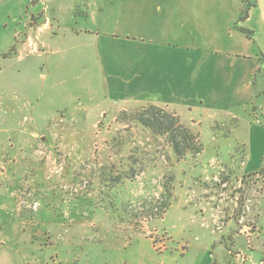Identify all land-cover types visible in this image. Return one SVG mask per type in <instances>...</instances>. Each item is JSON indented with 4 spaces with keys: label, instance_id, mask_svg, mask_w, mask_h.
I'll return each instance as SVG.
<instances>
[{
    "label": "rangeland",
    "instance_id": "374dc122",
    "mask_svg": "<svg viewBox=\"0 0 264 264\" xmlns=\"http://www.w3.org/2000/svg\"><path fill=\"white\" fill-rule=\"evenodd\" d=\"M73 2L47 1L48 18L59 8V29L42 33L38 53L19 57L15 43L2 55L22 15L9 23L0 13V264H264V0H249L237 27L240 0H212L203 7L210 19L196 26L210 50L247 62L216 57L200 66L190 48L184 69L152 65L171 87L146 100L176 107L180 117L162 108L202 147L181 161L163 138L119 122L150 105L106 96L116 86L141 92L128 87L130 70L116 73L130 66L131 48L107 54L104 41L90 45L97 23H74ZM247 68L253 91L222 90ZM215 70L226 75L211 93L201 75Z\"/></svg>",
    "mask_w": 264,
    "mask_h": 264
},
{
    "label": "crops",
    "instance_id": "0c3cea01",
    "mask_svg": "<svg viewBox=\"0 0 264 264\" xmlns=\"http://www.w3.org/2000/svg\"><path fill=\"white\" fill-rule=\"evenodd\" d=\"M47 1L0 0V13L4 12L3 19L13 23L15 15L23 16V19L22 16L19 18L18 23L16 21V25L21 30L16 31L14 29L15 32L12 35L13 45L14 43L18 45L19 49L16 52L17 57L21 53H38L39 48H42L40 43L42 33L49 31L56 35L53 31L57 32L59 29L57 18L59 8L51 11V15L54 18H48L45 13ZM209 3H212V0H83L81 3L80 0L79 2L76 0V2L71 3L69 8L74 23L81 20L82 22L87 20L90 23L96 21L97 30L100 34L94 36V41L89 42L90 45L99 46L101 41H104L103 43L108 48L107 54L118 49L117 46L120 45L131 48L127 57L123 58L127 62L130 61L131 68L130 66L128 68L124 66L116 67V73L129 72L130 70L131 86L128 87L138 89L141 92L131 91L130 94L126 92L122 94L118 91L116 92V90L120 89L119 86H116L113 90L114 92H108L106 96L132 98L134 101L151 104L154 102H149L150 100H146L145 96H155V89H161L163 92L165 87L168 86V89L171 87V83L168 80L170 78L155 74L152 65L156 63H167L173 65L174 69H184L188 58L186 50L190 48H196V55H199V63H197L200 66L207 58H224L227 61L235 59L236 62L249 60L244 56L241 57L240 54L230 58L227 54L210 50L212 49V41L198 40L200 35L197 36L196 31L198 30H196V26H199L203 17L206 18V21L210 19L211 10L207 12L203 9ZM53 6L55 7V5ZM80 6H83L82 16L79 13ZM4 26L8 27L6 23ZM71 32L74 35L73 30ZM193 32H195V35H193ZM75 34L78 37L81 36V30L79 32L75 31ZM213 35L214 33L210 35V39H213ZM89 38L91 39V36ZM214 38L216 39L217 36L214 35ZM203 48H207V50L204 51L202 50ZM107 54L100 58V64H104L108 57ZM162 54L167 56L163 58ZM172 54L175 55L170 56ZM111 59L114 60V56H111ZM218 73L219 71L215 70L207 75H201L204 84L211 87V93H217L215 87L221 82L220 75H226ZM176 79L178 81L177 85L181 77L177 75ZM182 79L184 80L185 76H182ZM250 79V68H247L246 72L244 70L239 71V73L233 72L226 80L222 79V90L253 91L254 84ZM151 105L161 108L167 107V110L177 111L176 107L172 109L173 107L166 103L158 102ZM176 114L180 117L178 111Z\"/></svg>",
    "mask_w": 264,
    "mask_h": 264
},
{
    "label": "trees",
    "instance_id": "16d2710c",
    "mask_svg": "<svg viewBox=\"0 0 264 264\" xmlns=\"http://www.w3.org/2000/svg\"><path fill=\"white\" fill-rule=\"evenodd\" d=\"M240 2L241 5L235 27L248 19L249 9L253 7L249 0H240ZM238 29L246 36H249L243 29ZM15 52L16 46L14 44L8 54H3L2 56H10V54ZM119 122H133L147 130L152 136L163 138L178 161L183 160L186 156L195 157L202 151L198 135L182 125L176 114L169 113L163 108L150 104L129 114L121 113ZM167 207L168 204L164 203L161 208L165 210Z\"/></svg>",
    "mask_w": 264,
    "mask_h": 264
}]
</instances>
